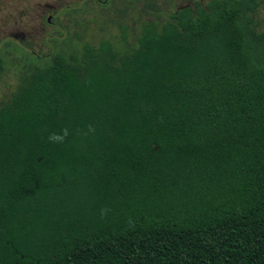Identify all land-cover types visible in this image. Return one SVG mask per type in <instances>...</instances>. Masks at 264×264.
I'll return each mask as SVG.
<instances>
[{
	"label": "trees",
	"instance_id": "obj_1",
	"mask_svg": "<svg viewBox=\"0 0 264 264\" xmlns=\"http://www.w3.org/2000/svg\"><path fill=\"white\" fill-rule=\"evenodd\" d=\"M263 5L29 64L0 101V264H264Z\"/></svg>",
	"mask_w": 264,
	"mask_h": 264
},
{
	"label": "rangeland",
	"instance_id": "obj_2",
	"mask_svg": "<svg viewBox=\"0 0 264 264\" xmlns=\"http://www.w3.org/2000/svg\"><path fill=\"white\" fill-rule=\"evenodd\" d=\"M108 1L105 5L104 0H0V58L4 65L0 101L15 90L20 73L29 64L43 67L50 55H78L86 44L95 46L103 40L118 48L120 24L138 28L142 19H165L192 0ZM152 4L158 11L149 10ZM118 10L126 11L124 18L120 19ZM263 17L264 8L256 19Z\"/></svg>",
	"mask_w": 264,
	"mask_h": 264
},
{
	"label": "clouds",
	"instance_id": "obj_3",
	"mask_svg": "<svg viewBox=\"0 0 264 264\" xmlns=\"http://www.w3.org/2000/svg\"><path fill=\"white\" fill-rule=\"evenodd\" d=\"M67 134H68L67 129H65L63 135L52 134L49 136V140L51 142H62L64 139V136H66Z\"/></svg>",
	"mask_w": 264,
	"mask_h": 264
},
{
	"label": "flooded vegetation",
	"instance_id": "obj_4",
	"mask_svg": "<svg viewBox=\"0 0 264 264\" xmlns=\"http://www.w3.org/2000/svg\"><path fill=\"white\" fill-rule=\"evenodd\" d=\"M97 1H99V0H97ZM108 2H109L108 0H104L103 3H104V4H107ZM263 8H264V5L258 10V12H259L261 9H263ZM258 12H257V13H258ZM47 22H49V19L47 20Z\"/></svg>",
	"mask_w": 264,
	"mask_h": 264
}]
</instances>
